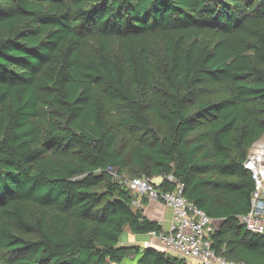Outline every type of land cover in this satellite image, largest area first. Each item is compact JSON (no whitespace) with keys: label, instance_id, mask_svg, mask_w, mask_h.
Wrapping results in <instances>:
<instances>
[{"label":"trees","instance_id":"1","mask_svg":"<svg viewBox=\"0 0 264 264\" xmlns=\"http://www.w3.org/2000/svg\"><path fill=\"white\" fill-rule=\"evenodd\" d=\"M262 138L264 0H0V264H190L121 244L161 227L110 172L173 177L217 257L264 264Z\"/></svg>","mask_w":264,"mask_h":264},{"label":"built area","instance_id":"2","mask_svg":"<svg viewBox=\"0 0 264 264\" xmlns=\"http://www.w3.org/2000/svg\"><path fill=\"white\" fill-rule=\"evenodd\" d=\"M244 167L252 174L254 191L250 195V210L239 216L238 222L254 234L264 235V139L256 141L249 149ZM113 175V174H112ZM114 179L127 188L140 192L147 201L157 200L172 210V218L167 231L149 234L157 239L165 252L198 264H254L226 262L212 250L210 235L214 232L213 221L202 211L189 203L182 195L183 185L177 184L173 192H162L145 178L130 179L113 175ZM161 181L174 183L173 177L161 176ZM151 243L147 244L150 247Z\"/></svg>","mask_w":264,"mask_h":264},{"label":"crops","instance_id":"3","mask_svg":"<svg viewBox=\"0 0 264 264\" xmlns=\"http://www.w3.org/2000/svg\"><path fill=\"white\" fill-rule=\"evenodd\" d=\"M161 182L162 181L160 177L152 180V183L156 186L159 185ZM132 190L137 195L136 199L133 202L136 208H141L143 210V215L149 220L156 222L161 227V231H167L170 225L171 218H172V210L157 200L147 201L144 205H142L141 201L144 199V196L138 195V191H136L135 189H132ZM213 224H216V223L213 222ZM216 227H218V224H216ZM147 237L149 238L147 239L144 238V241H143L141 237L131 236V239L128 240L127 242H131L132 244H135V245H141L143 247H147V244L151 242L150 247L164 250L163 248H161L162 246H160L158 242H153V238H150V236H147ZM154 240H157V239H154ZM131 243H127V244L130 245ZM121 244L127 246V244L123 242V239L121 240ZM186 261L190 264H198V262L194 260H186Z\"/></svg>","mask_w":264,"mask_h":264},{"label":"rangeland","instance_id":"4","mask_svg":"<svg viewBox=\"0 0 264 264\" xmlns=\"http://www.w3.org/2000/svg\"><path fill=\"white\" fill-rule=\"evenodd\" d=\"M110 173L113 174V175L116 174L115 172H110ZM113 175H112V176H113ZM116 175H117V174H116ZM117 176H118V175H117ZM145 179H146V178H145ZM131 189H132V188H131ZM138 195H141V196H142V194H141L140 192H138ZM133 209H134V210L136 209V206H135L134 204H133ZM216 224H218V223H216ZM216 224H213V227L216 228ZM131 236H132V235H130L129 232H125V234H124V236H123V242L126 243V244H127V243H131V242H127L128 240L131 239ZM141 237H142V240H143V241H144V238H145V239L149 238V237H144V236H141ZM153 242H158V243L160 244V246H162V244H161L159 241H157V240H154V239H153ZM149 243H151V242H149ZM134 245H135V244H132V243H131L130 245L127 244L128 247H130V246H134ZM161 248H163V246H162Z\"/></svg>","mask_w":264,"mask_h":264}]
</instances>
